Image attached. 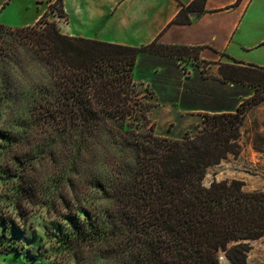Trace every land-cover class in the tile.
<instances>
[{"label":"trees","instance_id":"1","mask_svg":"<svg viewBox=\"0 0 264 264\" xmlns=\"http://www.w3.org/2000/svg\"><path fill=\"white\" fill-rule=\"evenodd\" d=\"M60 2L58 15L66 18ZM204 3L182 6L173 22L190 23ZM60 29L46 12L25 26L0 23V60H12L21 47L45 71L28 105L54 138L52 167L35 153L21 161L13 146L0 186V253L24 251L5 241L7 228L28 226L34 208L45 207L64 230L47 231L38 254L58 264H256L247 258L249 242L264 236V190L248 191L239 179L205 185L204 177L240 152L246 114L264 101V67L222 62L221 79L244 82L254 95L235 112L204 114L173 139L149 126L150 92L134 80L135 64L143 51L200 63L202 47L158 40L134 47ZM98 135L113 139L114 153H95Z\"/></svg>","mask_w":264,"mask_h":264},{"label":"crops","instance_id":"2","mask_svg":"<svg viewBox=\"0 0 264 264\" xmlns=\"http://www.w3.org/2000/svg\"><path fill=\"white\" fill-rule=\"evenodd\" d=\"M192 1L63 0L67 17L57 21L70 36L134 47L155 40L202 47L200 63L192 59L186 67L177 56L150 51L141 52L135 64L134 80L150 92L148 119L155 134L173 139L197 127L204 114L235 112L254 95L255 89L244 82L221 79L220 65L226 57L264 67V0H205L204 12L193 13L190 23L173 22L182 6ZM205 61L209 63L203 69ZM253 124L258 132L264 130V101L246 114L241 139ZM254 150L264 154L259 143Z\"/></svg>","mask_w":264,"mask_h":264},{"label":"rangeland","instance_id":"3","mask_svg":"<svg viewBox=\"0 0 264 264\" xmlns=\"http://www.w3.org/2000/svg\"><path fill=\"white\" fill-rule=\"evenodd\" d=\"M48 2L49 0H0V23L8 26H24L26 22L32 24L36 13L44 9ZM51 3H55V10H51ZM51 3L45 11L46 17L56 23L59 19H66L58 15L62 8L60 0H53ZM224 62L233 61L226 57ZM183 63L186 67L192 62L186 58ZM45 81V71L21 47L18 48V53L13 55L12 60H0V186L3 184L2 178L5 177L4 168L7 163H11L14 156L13 146L17 152L19 151L21 161L29 153H35L37 158H45L42 163L47 164V167L54 166L51 161L53 131L38 123L28 105V94L37 92L36 87ZM150 125L152 121L149 119ZM258 130L254 124L250 126L243 132L242 139L240 138L242 140L240 152L237 155L231 154L220 164L208 168V173L204 177L205 185L211 184L214 180L239 179L243 181L244 188L248 191L264 190V154L254 150L258 143L264 147V130L261 132ZM113 142L111 137L98 135L93 139V149L100 156L107 150L114 153ZM64 145L65 143L61 144L63 152L58 157L60 164L65 157ZM40 164L41 162L36 165L38 170L43 169ZM34 210L31 212L28 226L17 227L11 224L5 236L6 242L25 245L24 251L21 254H17L16 251L0 253V264H58L38 253L40 245L47 240V231L59 234L64 227L49 217L45 207H36ZM4 229V224L0 222V231ZM249 244L251 248L247 261L256 264L264 262V236L251 240Z\"/></svg>","mask_w":264,"mask_h":264}]
</instances>
